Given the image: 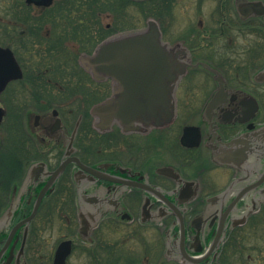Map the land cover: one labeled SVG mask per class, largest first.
<instances>
[{
  "label": "flooded vegetation",
  "instance_id": "af4514ba",
  "mask_svg": "<svg viewBox=\"0 0 264 264\" xmlns=\"http://www.w3.org/2000/svg\"><path fill=\"white\" fill-rule=\"evenodd\" d=\"M0 1L7 6L1 8L0 46L13 52L21 70L0 91V105L20 112L24 134L17 181L7 188L9 200L0 202V223L12 210L0 225V264H54L63 241L70 246L65 264L73 258L149 264L146 254L132 253L136 248L121 253L120 239L107 241L106 229L122 233L123 242L154 231L163 246L161 264H219L226 244L238 237H259L264 248L263 160L254 152L239 171L215 159L223 142L264 125V0H99L97 6L92 0ZM137 1L146 2V21L158 23L162 41L180 47L173 58L184 72L175 84L173 119L125 131L117 120L98 125L94 106L119 84L94 77L82 60L105 40L138 29L116 26L122 15L136 18ZM105 15L111 21L105 23ZM190 126L199 131L194 147L182 144ZM62 163L27 221L50 172ZM159 169L194 177L182 216L161 197L147 199L148 192L165 194L175 185ZM213 195L219 198L207 200ZM54 219L62 221V232L52 249L40 248ZM184 240L186 252L202 260L185 258ZM145 251L153 252L151 246Z\"/></svg>",
  "mask_w": 264,
  "mask_h": 264
},
{
  "label": "water",
  "instance_id": "95a60500",
  "mask_svg": "<svg viewBox=\"0 0 264 264\" xmlns=\"http://www.w3.org/2000/svg\"><path fill=\"white\" fill-rule=\"evenodd\" d=\"M31 1L39 4L49 3L43 0ZM179 49L178 45L170 47L162 41L158 23L153 19H148L144 28L120 33L100 43L91 56L82 60L83 65L94 77L100 75L110 77L119 84V89L115 85L114 94L94 106L92 113L96 116L97 121H100L98 125L102 123V125L109 127L114 120H117L125 131H144L147 128L170 122L175 115V84L179 75L184 72L183 67L173 58ZM20 76V66L13 52L0 46V91L8 81L19 79ZM4 115L5 109L0 106V123ZM191 131H193L192 134ZM198 143V129L192 126L187 127L182 137V144L193 147ZM222 145L215 156V159L221 164L233 166L239 171L243 170L244 164L248 162L250 155H253L254 152L259 154V162L263 163L264 125L256 129L250 126L248 132L227 140ZM63 165L64 163L55 171L50 172L51 178L40 191L35 206L26 219L27 221L35 214L44 192L62 171ZM35 166L33 165V168ZM32 170H30L29 175L33 173ZM163 170L159 169L158 173L170 178L173 184L175 182V185L165 194L155 190L148 192L147 199L161 197L165 200L166 207L182 216V210H187L185 207L190 203L189 200L193 195L190 191V185L194 183V180H184L179 173H170L169 170V172L164 173ZM261 193H264V190ZM218 198L219 195H213L207 200H217ZM166 207L162 209L164 210ZM146 211L149 214L150 210ZM11 212L10 207L1 217L2 223L6 221L5 218L11 216ZM159 215L162 216L163 212H160ZM12 236L13 232H11L9 239ZM182 239H184L183 235ZM217 242L216 240L212 247ZM183 244L181 249L186 259L192 262L202 260V258L191 257L185 250V240ZM69 250L68 241L60 243L55 254L54 264H65ZM200 251V248L194 250V252Z\"/></svg>",
  "mask_w": 264,
  "mask_h": 264
},
{
  "label": "rangeland",
  "instance_id": "374dc122",
  "mask_svg": "<svg viewBox=\"0 0 264 264\" xmlns=\"http://www.w3.org/2000/svg\"><path fill=\"white\" fill-rule=\"evenodd\" d=\"M96 1H97V3H96ZM98 2H99V0H92L93 5L97 6ZM109 7H108V9H109ZM1 8H5V9L7 8L5 1H0V15L3 13ZM133 11H135V10H133ZM128 13L130 14L132 12L129 11ZM135 15H137V14H135ZM119 19H120V23H119V25L116 23L117 24L116 26L121 28V29L132 28L134 26L139 28V27H143L145 25V23H144L145 20L143 18H138L137 16H136V18H134L133 20H130V21L127 18L124 19L123 15L121 17H119ZM108 21H111V18H109L108 16L105 15V23H107ZM4 23H5V21H4ZM0 41H3V40H0ZM8 105H9V103H8ZM15 105H17V102L15 103ZM12 111H14V112H11V109L9 107V110L7 111L6 116L3 119L4 121H6L8 115L11 116V113H15V114L18 113V116H20V112H16L15 109H12ZM12 115H14V114H12ZM3 132H4L3 129L0 128V138L3 134ZM199 167H201L200 163L195 164V168H199ZM16 181H15V183H16ZM208 181H210V180H208ZM206 184H209V183H206ZM10 192H11V188H10L9 192L6 194V200H7V196H8V200H9ZM62 224H63L62 221H60L59 219H54L53 221L48 223V227L45 229V231H43V234L41 237L44 241H43V243H39L40 248L52 249L54 247V244L57 242V240L60 236V233L62 232L60 229ZM107 227L108 226H106V228ZM142 232H143V234H142ZM123 233H125V232H123ZM104 238L107 241L109 240L110 242L113 241L114 239L119 238L120 244L118 246V249L120 250L121 253H123L124 250L136 248L135 252H132V253L137 255V251L138 252L141 251L142 252L141 254H146L147 255L146 260L149 262V264H161L163 262V259H164L163 258V250H162L163 246L161 244V239L157 237V234L154 231L151 232L149 230H141L140 233L138 232V234L135 235L134 239L127 240V241L123 242L122 241V239H123L122 233L112 234L106 229L104 232ZM258 238L256 236H254V237H251L249 240H243L242 241L238 237V239H236L235 241H230L229 243H227L226 244L227 251L224 253L223 257L221 258L220 264H264V248L261 247L262 243L257 241ZM140 239H143L145 241L142 242V240H140ZM150 246L152 247L153 252H151V251L146 252L145 248H148ZM141 259H143V258H141ZM72 262H73V264H82V261L78 258H73ZM143 262H144V259H143Z\"/></svg>",
  "mask_w": 264,
  "mask_h": 264
},
{
  "label": "trees",
  "instance_id": "16d2710c",
  "mask_svg": "<svg viewBox=\"0 0 264 264\" xmlns=\"http://www.w3.org/2000/svg\"><path fill=\"white\" fill-rule=\"evenodd\" d=\"M122 9H124L123 3H120V10L122 11ZM135 11V14H137L135 16L144 20L150 15L145 1H137L135 3ZM11 112L14 111L11 110ZM0 128L4 131L0 138V202H4L8 193L7 188L15 183V174L20 172V135L22 136L23 130L20 126L18 113H11V116L8 115L6 121L0 125Z\"/></svg>",
  "mask_w": 264,
  "mask_h": 264
}]
</instances>
